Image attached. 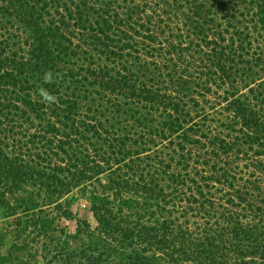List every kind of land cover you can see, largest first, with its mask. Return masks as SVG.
I'll list each match as a JSON object with an SVG mask.
<instances>
[{"label": "trees", "instance_id": "16d2710c", "mask_svg": "<svg viewBox=\"0 0 264 264\" xmlns=\"http://www.w3.org/2000/svg\"><path fill=\"white\" fill-rule=\"evenodd\" d=\"M74 192L128 264H264V0H0V210Z\"/></svg>", "mask_w": 264, "mask_h": 264}, {"label": "rangeland", "instance_id": "374dc122", "mask_svg": "<svg viewBox=\"0 0 264 264\" xmlns=\"http://www.w3.org/2000/svg\"><path fill=\"white\" fill-rule=\"evenodd\" d=\"M68 204L69 218H48L39 222V230L33 226L35 211L23 215L22 209L17 210L21 217L17 224L15 217H6L0 210V264H128L110 252L111 245L98 234L84 235L81 231L82 222L90 231L95 222L78 192L69 196Z\"/></svg>", "mask_w": 264, "mask_h": 264}, {"label": "clouds", "instance_id": "9594fccd", "mask_svg": "<svg viewBox=\"0 0 264 264\" xmlns=\"http://www.w3.org/2000/svg\"><path fill=\"white\" fill-rule=\"evenodd\" d=\"M51 80H52L51 74L46 72L44 76V81L48 83V82H51ZM39 95L42 98V102L44 103H54L55 102L56 98L44 88L39 89Z\"/></svg>", "mask_w": 264, "mask_h": 264}]
</instances>
